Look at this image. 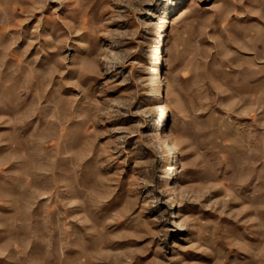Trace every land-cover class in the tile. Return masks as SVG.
<instances>
[{
    "label": "rangeland",
    "instance_id": "obj_1",
    "mask_svg": "<svg viewBox=\"0 0 264 264\" xmlns=\"http://www.w3.org/2000/svg\"><path fill=\"white\" fill-rule=\"evenodd\" d=\"M0 264H264V0H0Z\"/></svg>",
    "mask_w": 264,
    "mask_h": 264
},
{
    "label": "bare ground",
    "instance_id": "obj_2",
    "mask_svg": "<svg viewBox=\"0 0 264 264\" xmlns=\"http://www.w3.org/2000/svg\"><path fill=\"white\" fill-rule=\"evenodd\" d=\"M187 9H182V11H180L181 13H178L179 15H175L177 16L173 22L179 20L182 16H184L186 13H187ZM155 72V77L156 79L154 80V83H153V86L155 88V97L157 98H160V96H164V94L162 93V88H161V85L162 84V75L159 74V71H160V67H157L156 70H154ZM160 85V86H159ZM164 105L163 106V111L164 110H167L169 108V106L167 105V103H163ZM172 147H175V146H172ZM171 163H172V170H171V173H170V176L168 177L169 180H173L174 178H177V158H176V155H172L171 156Z\"/></svg>",
    "mask_w": 264,
    "mask_h": 264
},
{
    "label": "clouds",
    "instance_id": "obj_3",
    "mask_svg": "<svg viewBox=\"0 0 264 264\" xmlns=\"http://www.w3.org/2000/svg\"><path fill=\"white\" fill-rule=\"evenodd\" d=\"M155 111V110H154Z\"/></svg>",
    "mask_w": 264,
    "mask_h": 264
}]
</instances>
